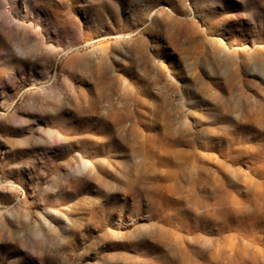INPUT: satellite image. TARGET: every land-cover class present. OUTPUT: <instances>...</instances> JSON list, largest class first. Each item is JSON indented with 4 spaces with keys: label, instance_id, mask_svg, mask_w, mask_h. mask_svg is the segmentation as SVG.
Listing matches in <instances>:
<instances>
[{
    "label": "rangeland",
    "instance_id": "rangeland-1",
    "mask_svg": "<svg viewBox=\"0 0 264 264\" xmlns=\"http://www.w3.org/2000/svg\"><path fill=\"white\" fill-rule=\"evenodd\" d=\"M0 264H264V0H0Z\"/></svg>",
    "mask_w": 264,
    "mask_h": 264
}]
</instances>
